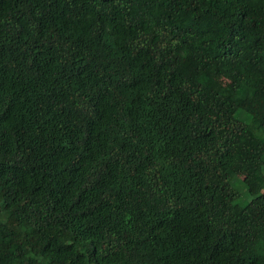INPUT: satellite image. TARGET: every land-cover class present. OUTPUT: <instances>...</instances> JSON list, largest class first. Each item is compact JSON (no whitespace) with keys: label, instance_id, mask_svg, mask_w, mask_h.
Listing matches in <instances>:
<instances>
[{"label":"trees","instance_id":"16d2710c","mask_svg":"<svg viewBox=\"0 0 264 264\" xmlns=\"http://www.w3.org/2000/svg\"><path fill=\"white\" fill-rule=\"evenodd\" d=\"M0 264H264V0H0Z\"/></svg>","mask_w":264,"mask_h":264}]
</instances>
